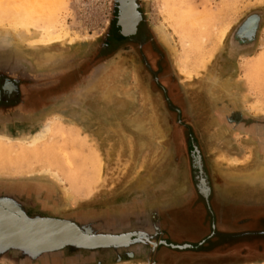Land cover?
<instances>
[{
  "label": "rangeland",
  "instance_id": "1",
  "mask_svg": "<svg viewBox=\"0 0 264 264\" xmlns=\"http://www.w3.org/2000/svg\"><path fill=\"white\" fill-rule=\"evenodd\" d=\"M50 1L51 12L36 13ZM137 2L133 16L139 20L141 12L138 26L150 37L151 52L165 59L162 70L154 69L156 57L149 71L131 50L112 54L132 35L122 37L116 0H0V80L21 82L24 98L48 85L61 91L33 108H0V134L25 135L51 125L49 138L34 146L0 139V190L14 189L31 215L86 222L104 217L102 229L112 231L154 233L158 225L157 238L168 244L152 253L142 242L98 251L66 248L36 260L11 250L0 254V264H192L207 258L229 264L264 258V236L253 245L252 237L240 234L251 226L264 230L263 222L246 227L236 213L264 219V208L232 206L227 224L221 223L229 187L245 185L264 195V0ZM55 17L75 40L49 46L39 41L38 29ZM157 25L171 35L170 45L158 37ZM95 54L101 57L90 61ZM160 71L165 91L153 82ZM64 79H71L65 90ZM196 147L215 194L213 211L198 196ZM46 167L62 180L43 175Z\"/></svg>",
  "mask_w": 264,
  "mask_h": 264
},
{
  "label": "water",
  "instance_id": "2",
  "mask_svg": "<svg viewBox=\"0 0 264 264\" xmlns=\"http://www.w3.org/2000/svg\"><path fill=\"white\" fill-rule=\"evenodd\" d=\"M118 2V25L122 28L124 33H128L134 30H129L126 31L121 23V11L119 9L120 2L121 0H116ZM136 1V6H138V2ZM140 12V11H139ZM142 14L140 12V19L138 22L141 20ZM137 22V24H138ZM137 28V27H136ZM198 154H200L199 149L196 147ZM200 167L203 168V164L200 162ZM15 190L13 189H8V190H0V200H6V201H11L16 203L17 206L22 207V209L26 212L27 217L31 218L32 220H38V219H57L61 221H68L74 224L80 232H83L86 235H105V236H114L118 237L121 235H128V242L125 243H119V241H108V242H76V241H66L60 245L57 246H51V247H38L37 244V239L33 238L37 235H35L38 231L42 230L41 227H28L27 225L21 224L20 226H16L13 221L9 220V216H6L5 219L0 221V254L4 252H8L11 250H16L19 251L21 258H30L32 260H36L37 258L41 257L44 254L48 253H56L60 252L66 248L70 249H84V250H90V251H98V250H104V249H118V248H128L133 246L134 244L138 243H146L149 244L148 250L150 253L155 252L160 244H168L166 240H159L157 237L159 236L161 230L158 225H154V233H150L149 231L146 230H119V231H112V228H103L101 225L103 224L104 226H107L106 223H104L105 219L104 217H101L100 219L98 218H93L90 219V221L86 222L84 220H74L71 218H62V217H56V216H50V215H42V214H36V215H31L28 213V209L24 208L22 205V201L19 200L17 195L14 192ZM260 192V200L258 202H262L261 199H264V195L261 196ZM16 195V196H15ZM264 201V200H263ZM44 228V227H43ZM44 230V229H43ZM125 231H127L125 233ZM122 232V233H119ZM38 234V233H37ZM39 235V234H38ZM46 235L44 236H38L41 239V243L44 242H50L46 240L45 238ZM36 243V244H35ZM172 247H177L180 249H184L187 247H192L190 244H183V245H175L171 244ZM130 255H132V252H129ZM73 255L77 256V253H73ZM135 255V254H134ZM75 258V257H74ZM152 264H157V262H153Z\"/></svg>",
  "mask_w": 264,
  "mask_h": 264
},
{
  "label": "bare ground",
  "instance_id": "3",
  "mask_svg": "<svg viewBox=\"0 0 264 264\" xmlns=\"http://www.w3.org/2000/svg\"><path fill=\"white\" fill-rule=\"evenodd\" d=\"M134 3H135V0H121L120 2L121 18L124 21H131L134 15V11H135ZM52 5L53 3L50 1L47 3V5L45 4L44 6H41V8L36 7L35 9H37L38 11V12L36 11V13L38 14L43 10L51 12ZM125 5H126V8H124ZM131 12H132V17H131ZM50 16L51 18L53 17L52 14H49V17ZM127 18H131V19L128 20ZM155 29H156L157 35L160 38V40L164 44L170 45L172 42V37L169 34V32L160 25H157ZM38 30L42 33V36L39 38V41L41 40L43 44H46L48 46L61 43L66 38H69L70 41L72 42V40H75V38L77 37L70 32V29H67L63 26L58 25L57 17L54 18L51 25H49L47 28H42L41 26V29H38ZM23 38L24 36L20 37V39H23ZM50 133H51V125L44 123L43 125L40 126V128H38L36 131L32 133L25 134V135H18V136L0 134V139H2L1 141L16 140V141L25 143L29 146H34L48 139L50 136ZM41 173L45 175L46 177H49L53 181L60 182L62 180L61 179L62 177L58 174L56 169H52L51 167H46L43 171H41ZM6 216H9V220L13 221L14 223L12 224H15L16 226H20L21 224H23L31 228H34V227L42 228V230L38 231L37 233L40 236L46 235L45 236L46 240L50 242L41 243V239L40 237H38L39 235L36 233L35 235L37 236L33 238L37 239L38 241L37 244L39 243L37 248L57 246L66 241H76V242H81V243L82 242L83 243L85 242H105V241L106 242L108 241L118 242L119 241V243L128 242V235H121V236L118 235V237L105 236V235H100V236L86 235L83 232H80L74 224L68 221H61L57 219H48V218L32 220L31 218L27 217L26 212L20 206H17L16 203L11 202V201L9 202L6 200H0V221L5 219ZM0 228L2 227L0 226ZM126 232L127 231H125V233ZM119 233H122V232H119Z\"/></svg>",
  "mask_w": 264,
  "mask_h": 264
},
{
  "label": "flooded vegetation",
  "instance_id": "4",
  "mask_svg": "<svg viewBox=\"0 0 264 264\" xmlns=\"http://www.w3.org/2000/svg\"><path fill=\"white\" fill-rule=\"evenodd\" d=\"M124 8H126V5ZM137 20L138 19L134 18L133 16L131 21H125V22L123 21L122 25L126 31L134 30V29L136 30L131 31L132 35H131L130 40H128L127 42L126 41L119 42L116 45V48L113 49L112 54H116L118 52L125 51V50H131L133 52L132 56L136 58L137 61H139L144 66V68H147L149 71L152 70L150 67V65L152 66L151 64L152 60L150 61V59L156 57L157 60L155 62L156 65H154V69L158 68V70L159 69L162 70V67L165 65V59L161 57V55L154 54L153 52H151L150 47H149L151 46L150 40H149L150 37H146L142 28L138 26ZM140 21L138 23H140ZM114 24H116V22H114ZM129 33L130 32L128 33L123 32L122 37H125V34H129ZM107 39H108L107 37L104 38V42H107ZM108 46H110V43L108 44ZM100 57L101 55L95 54L93 58H91L90 61L97 60V58H100ZM156 75L153 77L154 78L153 82H155L154 84L157 87H160V88L163 87L165 91L166 86H164L163 81H165L166 83V78L164 77V74H162V72L160 71ZM81 76H83V73L81 74ZM7 80L9 82L8 85L6 84ZM70 80L71 79H64L62 82L63 84H60L61 85L60 88L65 90L68 87L67 85L71 82ZM55 88L56 87H50L48 85L46 86V90H43V91H39L38 89L30 90L27 92L25 91L26 97L24 98L25 88L21 82L16 81L14 79L0 80V108L8 109L9 107H12L18 104H21L25 108L27 107L33 108L35 104L40 105L42 104V102H47V100L45 99H49L51 98L50 96H53L54 94H59V92H61V91H55L56 90ZM17 96H19L18 99H17ZM20 100H23V102H21ZM166 104H167V101H166ZM182 133H185V132H182ZM183 135L186 136L185 134ZM179 138H180V133L178 130V148H182L183 143L181 139ZM193 152L196 157L195 168H197V174L195 175V178H196L195 180H196L197 190H199L198 196H202L203 198H205L208 201V204L211 205L212 202H210V199H213L212 201L216 203V201H214L216 199H215V194H214L212 185H210L211 183L209 182L206 175L204 174L203 169L200 167L201 156L197 155V151L195 149H193Z\"/></svg>",
  "mask_w": 264,
  "mask_h": 264
},
{
  "label": "crops",
  "instance_id": "5",
  "mask_svg": "<svg viewBox=\"0 0 264 264\" xmlns=\"http://www.w3.org/2000/svg\"><path fill=\"white\" fill-rule=\"evenodd\" d=\"M230 179V178H229ZM232 182V180H230ZM227 181V185H229L231 182ZM232 185V184H230ZM245 185L244 187H241L239 184H235L233 185L231 188H228V191L226 190L223 194V202H224V206H223V210H222V218H221V223L223 225L227 224L226 222L228 221V219L226 218L225 215H227V211L232 207V206H237L238 208H243V207H260V209L264 208V199H261L262 202H258V200H260V193L257 192H253V190H247L245 189ZM227 189V188H226ZM261 196H263L261 194ZM209 208H211V211H213V206L212 205H208ZM237 215L240 217L242 216V219L240 220L242 222V224L244 223L247 227V223L248 222H255L257 219H260V222L264 224V219L262 218V216H258V214L253 213V214H244V211H237L236 212ZM214 214V212H213ZM228 216V215H227ZM239 217V218H240ZM226 218V219H225ZM217 225L214 224V229L216 228ZM244 232H241L240 234L242 236H250L252 237L253 241V245H256L255 241L256 239L261 235L264 236V230H253L252 226L251 227H247L245 230H243ZM216 235L215 230L212 231L209 235V237H212ZM255 239V240H254ZM201 244L204 243V241L200 242ZM181 245V244H178ZM183 245V244H182ZM192 245V244H190ZM190 248V247H187ZM184 248V249H187ZM193 248V245L192 247ZM208 255V253H206ZM209 257V256H208ZM211 258L213 256H210ZM205 261V262H204ZM192 264H210V263H214V258H212V261L209 260L208 258L206 260L202 259V260H198V261H193L191 262ZM229 264H264V258H251V259H246V258H242L240 260L237 261H233L230 262Z\"/></svg>",
  "mask_w": 264,
  "mask_h": 264
}]
</instances>
